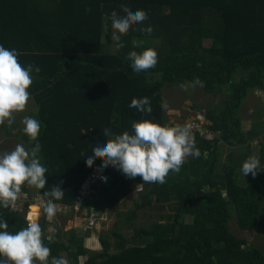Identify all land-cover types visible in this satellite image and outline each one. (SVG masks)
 <instances>
[{
  "label": "trees",
  "instance_id": "trees-1",
  "mask_svg": "<svg viewBox=\"0 0 264 264\" xmlns=\"http://www.w3.org/2000/svg\"><path fill=\"white\" fill-rule=\"evenodd\" d=\"M122 4L143 9L147 19L129 24L117 50L112 29L105 33L101 25L113 9L121 14ZM147 25L151 35L139 31ZM140 39L144 43L134 50L153 48L157 63L134 73L126 54ZM0 44L15 48L21 65L40 68L27 89L35 109L26 115L41 122L37 140L47 168L45 188L59 185L64 191L54 202H74L82 181L103 159L96 156L86 166L81 156L108 139L101 131L104 124L115 134L131 132L132 119L172 125H166L162 89L194 78L203 82L204 93L222 95L204 108L213 138L193 135L199 157H186L180 171L169 172L162 184L110 170L108 182L94 186L88 204L102 213L140 184L126 220L141 207L170 204L168 213L133 227L131 235L117 229L98 234L100 251L87 248L76 229L56 227L49 242L48 222L42 221L49 259L63 257L68 264H264V252L228 226L233 212L238 228L264 234V122L243 130L239 114L248 92L264 89V0H0ZM145 96L151 114L128 107L133 97ZM11 127L30 149L21 125ZM0 129L12 135L7 124ZM223 148L228 153L221 161ZM254 154L262 171L243 176L240 164ZM29 187L22 184L20 192ZM31 187L34 193L44 190ZM20 206L17 197L0 208L9 232L26 227Z\"/></svg>",
  "mask_w": 264,
  "mask_h": 264
},
{
  "label": "clouds",
  "instance_id": "clouds-1",
  "mask_svg": "<svg viewBox=\"0 0 264 264\" xmlns=\"http://www.w3.org/2000/svg\"><path fill=\"white\" fill-rule=\"evenodd\" d=\"M120 7L121 14L113 9L101 25L105 33L109 32V27L112 29L110 39L117 50L121 47L122 36L128 31L129 24L133 21L140 24L147 19V13L143 9L126 4ZM139 31L151 35L153 29L151 25H147L141 27ZM143 43V39L134 40L133 50L126 54L129 67L134 73L154 68L157 63V53L153 48H144L140 52L134 50ZM39 71V66L31 63L21 65L15 48L10 49L0 44V125H11L13 114L25 108L30 96L27 89L33 81L32 73ZM188 86L203 87V82L199 78H194ZM179 87L185 89L186 85L181 82ZM128 107L141 114L152 112L150 100L146 96L133 97ZM21 123L23 127L20 131L32 146L26 149L22 144H16L11 151L0 154V208L9 207L18 197L23 203L20 210L26 227L9 232L8 224L3 216H0V264H68L63 257L49 259L50 249L42 242L40 222H48L45 232L49 229L46 237L49 242L53 239V236H50L51 232L60 223L57 217L63 215L66 220L63 230L76 229L83 235L84 244L90 240L99 243L98 235L96 237L94 232H98L95 224L96 215L101 213L90 209L88 204L92 200L86 205H80L76 200L69 203L54 202L64 196V191L59 185L45 188L47 168L41 163V146L37 140L41 122L35 116H24ZM191 128V124L162 126L148 119H132L131 132L115 134L106 123L101 131L108 139L96 142L91 148V154H82L81 157H84L86 166H91L94 158L101 156L103 159L100 161V168L111 165L127 178L139 176L144 183L162 184L169 172L180 171L186 157H199L200 150L196 147ZM240 171L243 176L248 174L255 176L258 171H262L259 159L254 156L247 157L241 162ZM100 179L107 178L101 176ZM25 183L44 190L41 194L20 192L21 185ZM36 196L45 198L42 200L43 208L36 207L34 200ZM25 201H29V204L24 208ZM60 204H65L68 208L60 210L58 209ZM32 206L36 207L34 215L29 213ZM86 216L90 218L89 223L82 224L81 221ZM85 246L92 251L102 249L101 244L97 250L91 249L88 244Z\"/></svg>",
  "mask_w": 264,
  "mask_h": 264
},
{
  "label": "rangeland",
  "instance_id": "rangeland-1",
  "mask_svg": "<svg viewBox=\"0 0 264 264\" xmlns=\"http://www.w3.org/2000/svg\"><path fill=\"white\" fill-rule=\"evenodd\" d=\"M188 84L189 83H185V89H181L179 86L163 87L162 95L163 105H166V107H164L166 125L176 122L189 121L197 115L199 110H204V108L210 103H214L222 99V95L206 94L199 86H188ZM34 109L35 106L29 98L26 101L25 108L22 111L13 114V122L18 123L21 127H23L21 123L22 118ZM239 114L242 120L243 128L248 127L254 122H264V89L249 91L241 103ZM7 129L10 130L12 134L11 136H8L3 129H0V154L11 151L14 149L16 144H22L26 149H28L17 129H13L11 125H7ZM256 143L257 142H253V144ZM227 153L228 149L223 148L221 161ZM253 156L255 157V154ZM29 188L28 192L32 194L33 187L30 186ZM139 190H141L140 184L138 185L137 190H133L114 206L103 210L100 215H96L95 224L98 229V232H94L96 237L99 233H104L108 236L111 234L113 229L125 230L128 232V235H131L133 227L146 226L153 221L160 220L159 214L161 212L168 213L170 211V204H164V207L162 208H158L156 206L146 208L141 207L136 209L135 217H133L130 221H127V212L129 209L133 208L132 202L137 199L136 196ZM31 209L36 210L35 207H31ZM29 213L34 215L36 212L31 211ZM57 218L60 223L59 225H56V227H63L66 222L65 217L63 215H59ZM89 220L90 218L86 216L83 217L81 222L82 224H88ZM228 226L234 235L244 238L248 244L260 248L264 252V234L253 230H242L238 228L233 212L228 222ZM46 233H49V229ZM85 244H88L93 250L100 249V244L97 243V241H85ZM110 250L115 251L116 248L112 247ZM82 259L83 257H81L79 261H82Z\"/></svg>",
  "mask_w": 264,
  "mask_h": 264
},
{
  "label": "built area",
  "instance_id": "built-area-1",
  "mask_svg": "<svg viewBox=\"0 0 264 264\" xmlns=\"http://www.w3.org/2000/svg\"><path fill=\"white\" fill-rule=\"evenodd\" d=\"M175 124H180V125L191 124L192 125V128H191L192 135L197 134L198 136L204 139L213 138V133L210 132V130L206 128L207 118H206V114L204 110H199L197 112V115L194 118L190 119L189 121L172 123V125H175ZM263 136H264V133H263ZM100 161L93 166V168L90 170L86 178L80 184V187L77 191V195L75 196L76 202L80 205H86L88 202H90L95 197L96 190L94 186L97 185L98 182L106 184L108 182L107 172L110 170L116 169L111 165L106 166L104 168H100ZM101 176H104L107 179L102 180L100 179ZM43 199L45 198L40 197V196L34 197V200L37 204L36 206L37 208H43V205H42ZM67 208L68 206L65 204L58 205V209L60 210H66Z\"/></svg>",
  "mask_w": 264,
  "mask_h": 264
},
{
  "label": "crops",
  "instance_id": "crops-1",
  "mask_svg": "<svg viewBox=\"0 0 264 264\" xmlns=\"http://www.w3.org/2000/svg\"><path fill=\"white\" fill-rule=\"evenodd\" d=\"M250 125H251V124H250ZM250 125H249L248 127H244L245 129H244L243 126H242L243 130H247V129L250 127ZM90 241H91V240H90Z\"/></svg>",
  "mask_w": 264,
  "mask_h": 264
},
{
  "label": "bare ground",
  "instance_id": "bare-ground-1",
  "mask_svg": "<svg viewBox=\"0 0 264 264\" xmlns=\"http://www.w3.org/2000/svg\"><path fill=\"white\" fill-rule=\"evenodd\" d=\"M32 207H34V206H32ZM36 208V207H35ZM34 210H32V212H33Z\"/></svg>",
  "mask_w": 264,
  "mask_h": 264
}]
</instances>
